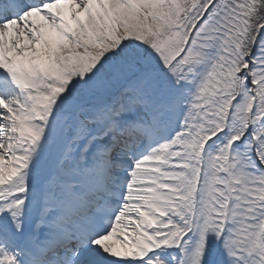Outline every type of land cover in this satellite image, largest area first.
<instances>
[{"label": "snow or ice", "instance_id": "snow-or-ice-1", "mask_svg": "<svg viewBox=\"0 0 264 264\" xmlns=\"http://www.w3.org/2000/svg\"><path fill=\"white\" fill-rule=\"evenodd\" d=\"M0 264H264V0H0Z\"/></svg>", "mask_w": 264, "mask_h": 264}]
</instances>
